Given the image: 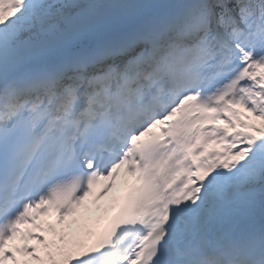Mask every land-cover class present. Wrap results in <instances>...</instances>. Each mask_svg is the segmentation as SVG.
I'll return each mask as SVG.
<instances>
[{"label": "snow or ice", "instance_id": "snow-or-ice-1", "mask_svg": "<svg viewBox=\"0 0 264 264\" xmlns=\"http://www.w3.org/2000/svg\"><path fill=\"white\" fill-rule=\"evenodd\" d=\"M122 171L95 242L50 244L39 218ZM30 240L52 264H264V0H0V264Z\"/></svg>", "mask_w": 264, "mask_h": 264}, {"label": "bare ground", "instance_id": "bare-ground-1", "mask_svg": "<svg viewBox=\"0 0 264 264\" xmlns=\"http://www.w3.org/2000/svg\"><path fill=\"white\" fill-rule=\"evenodd\" d=\"M129 176H127L126 174H124L123 176H120V178L116 181L119 182V181H123L124 179L128 178ZM115 183V184H116ZM94 214H96V219L94 220L93 223H89L87 221L84 222V225L86 224L87 226H91L92 224H96V223H99L100 219H102V217L104 216L101 215V216H98L97 213L94 212ZM75 227V223L73 225V228ZM65 229V228H64ZM80 232V230H78ZM74 237V234H72V237ZM89 238V233H84V232H81L80 234H78L76 236V239L73 240V241H79V242H83L85 239ZM67 241V240H66ZM65 247L68 248V249H73L74 248V245L71 243L69 246H67V244L65 243ZM40 259L42 260L43 259V256L39 255ZM39 259H37L38 261Z\"/></svg>", "mask_w": 264, "mask_h": 264}, {"label": "rangeland", "instance_id": "rangeland-1", "mask_svg": "<svg viewBox=\"0 0 264 264\" xmlns=\"http://www.w3.org/2000/svg\"><path fill=\"white\" fill-rule=\"evenodd\" d=\"M253 119H254V118H253ZM46 263H47V264H51L52 262L50 261V263H49V262L46 261Z\"/></svg>", "mask_w": 264, "mask_h": 264}]
</instances>
